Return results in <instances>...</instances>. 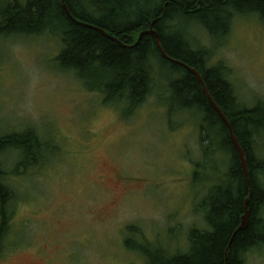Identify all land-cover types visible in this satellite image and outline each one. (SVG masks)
Segmentation results:
<instances>
[{
    "label": "rangeland",
    "instance_id": "374dc122",
    "mask_svg": "<svg viewBox=\"0 0 264 264\" xmlns=\"http://www.w3.org/2000/svg\"><path fill=\"white\" fill-rule=\"evenodd\" d=\"M187 34L212 55V66H226L245 106L264 103L262 21L237 18L222 40L197 27ZM60 49L49 35L0 40V134L33 127L56 148L22 176L14 174V154L2 161L16 195L7 242L22 249L6 247L0 264H149L135 250L143 244L186 252L190 229L206 228L199 207L208 182L194 173L203 162L200 118L171 112L160 76L146 103L126 116L58 69ZM246 264H264V248L247 254Z\"/></svg>",
    "mask_w": 264,
    "mask_h": 264
},
{
    "label": "trees",
    "instance_id": "16d2710c",
    "mask_svg": "<svg viewBox=\"0 0 264 264\" xmlns=\"http://www.w3.org/2000/svg\"><path fill=\"white\" fill-rule=\"evenodd\" d=\"M64 1L75 20L64 11L62 0L3 2L0 40L42 35L59 39L61 49L55 59L58 69L73 74L88 91L102 94L105 105L122 107L126 116L146 103L154 93L155 77L160 76L167 82L166 104L172 102L171 112H188L200 118L203 162L197 164L194 173L199 183L208 182L209 190L199 207L206 228L190 229L186 252L170 255L150 244L136 247V252L142 253L149 264H226V251L241 226L251 184L250 226L235 236L228 252V264H246L247 254L264 248V103L253 108L245 106L228 79L226 66H212V55L193 46L187 29L197 27L210 39L222 40L230 34L237 18L252 16L264 23V0ZM152 26L170 58L201 74L247 155L249 178L227 126L197 78L185 67L167 60L153 36L146 35L137 44L140 33ZM50 140L43 139L33 127L0 134V167L5 156L14 154V174L22 176L34 168L38 170L49 162V158H43L48 152V156L56 153ZM9 176L0 169V218L8 221V209L16 199L6 183ZM214 179L218 182L212 184ZM137 230L129 227L127 231L138 236Z\"/></svg>",
    "mask_w": 264,
    "mask_h": 264
},
{
    "label": "water",
    "instance_id": "95a60500",
    "mask_svg": "<svg viewBox=\"0 0 264 264\" xmlns=\"http://www.w3.org/2000/svg\"><path fill=\"white\" fill-rule=\"evenodd\" d=\"M62 7L64 9V11L66 12V14L72 18L73 20H75L73 17H72V14L66 4V2L64 0H62ZM155 24V22H153V25ZM96 30H98L99 32H101L102 34H104L105 36L109 37L110 39H112L113 41L115 42H119L116 38L112 37L111 35H109L107 32H105L104 30L102 29H98V28H95ZM146 35H150V36H153L155 39H156V42L158 44V47H159V50L161 51L162 55L167 59V60H170L178 65H181L183 67H185L186 69H188L196 78L197 80L199 81L200 85L202 86V89H203V92L204 94L206 95V97L208 98L209 102L211 103V105L213 106V108L215 109V111L217 112V114L220 116V118L222 119V121L225 123V125L227 126L229 132H230V138L232 140V143L238 153V156L240 158V163H241V166H242V169L245 173V175L247 176V178H249V162H248V158H247V155L243 149V147L241 146L237 136L235 135V132H234V128L232 126V124L230 123V121L228 120V118L226 117V115L224 114V112L222 111V109L217 105V103L215 102L214 98L212 97V95L210 94L201 74L194 68H191L189 66H187L186 64L182 63V62H179V61H176L172 58H170L166 52L164 51L162 45H161V39H160V35L159 33L154 30L153 26L151 27L150 30H146L142 33H140L139 35V39H138V42L137 44H139V42L142 40V38ZM136 44V45H137ZM252 194H253V190L251 188V184H250V195L248 197V199L246 200V203H245V214L243 215L242 219H241V226L238 228V230H236V232L234 233L231 241H230V244H229V247L226 251V264H228V252H229V248L231 246V243L233 242L235 236L239 233V232H242V231H245L249 228L250 226V211H249V203H250V200L252 198Z\"/></svg>",
    "mask_w": 264,
    "mask_h": 264
},
{
    "label": "flooded vegetation",
    "instance_id": "af4514ba",
    "mask_svg": "<svg viewBox=\"0 0 264 264\" xmlns=\"http://www.w3.org/2000/svg\"><path fill=\"white\" fill-rule=\"evenodd\" d=\"M11 222L8 220H3L0 218V256L2 255V253L5 251L6 247L8 248V246L13 247L14 249L20 250L22 249L18 244H15L13 242V239L10 238V240L7 242V228L6 227H10ZM15 244V247L13 246V244ZM24 249V247H23ZM3 258L5 257V255L2 256Z\"/></svg>",
    "mask_w": 264,
    "mask_h": 264
},
{
    "label": "bare ground",
    "instance_id": "6f19581e",
    "mask_svg": "<svg viewBox=\"0 0 264 264\" xmlns=\"http://www.w3.org/2000/svg\"><path fill=\"white\" fill-rule=\"evenodd\" d=\"M208 99V98H207Z\"/></svg>",
    "mask_w": 264,
    "mask_h": 264
}]
</instances>
